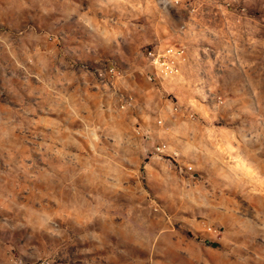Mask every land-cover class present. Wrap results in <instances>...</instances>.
Instances as JSON below:
<instances>
[{
  "label": "rangeland",
  "instance_id": "1",
  "mask_svg": "<svg viewBox=\"0 0 264 264\" xmlns=\"http://www.w3.org/2000/svg\"><path fill=\"white\" fill-rule=\"evenodd\" d=\"M166 44L184 58L155 75ZM21 262L264 264V0H0V264Z\"/></svg>",
  "mask_w": 264,
  "mask_h": 264
},
{
  "label": "built area",
  "instance_id": "2",
  "mask_svg": "<svg viewBox=\"0 0 264 264\" xmlns=\"http://www.w3.org/2000/svg\"><path fill=\"white\" fill-rule=\"evenodd\" d=\"M151 55L153 73L155 75H171L178 71L177 62L184 58L181 47L173 44H166L158 50H148ZM112 71V67L109 68ZM160 149L159 146H156ZM205 230L215 233L216 229L210 225H205Z\"/></svg>",
  "mask_w": 264,
  "mask_h": 264
},
{
  "label": "clouds",
  "instance_id": "3",
  "mask_svg": "<svg viewBox=\"0 0 264 264\" xmlns=\"http://www.w3.org/2000/svg\"><path fill=\"white\" fill-rule=\"evenodd\" d=\"M49 219H50V225H48V224H45V225L34 224L33 227L36 228L38 232L41 229H44L51 236L59 237L61 239H63L64 236L68 232L74 231V229L72 228L71 225H67V224L60 225V224L56 223V221L53 218L50 217ZM41 235H43V232H41ZM21 264H23V262H21Z\"/></svg>",
  "mask_w": 264,
  "mask_h": 264
}]
</instances>
